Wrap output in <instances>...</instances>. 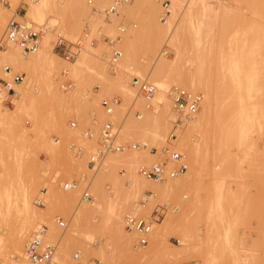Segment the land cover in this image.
Wrapping results in <instances>:
<instances>
[{"label":"rangeland","instance_id":"1","mask_svg":"<svg viewBox=\"0 0 264 264\" xmlns=\"http://www.w3.org/2000/svg\"><path fill=\"white\" fill-rule=\"evenodd\" d=\"M28 1L29 0H16L13 5L12 0H8L9 5L0 4V7H3V9L10 7L12 4V12L16 10L20 15H22L21 17H12L13 13H11L10 16L6 18L4 26L1 29L2 31H0V37L3 35L5 26L11 18L19 21L28 19V21H31L36 27L44 25L46 29L43 32L39 48L42 47L41 45L44 43L43 40L49 36L51 51L60 57L59 63L55 68L56 71L54 70L53 73L56 88L62 93H78L76 94V100L69 101L64 104H58L54 96L46 88H41L36 77L31 80L25 75L23 78V87L29 90L31 93L30 95H34L39 99V106L41 107L42 113H45L47 116H50L52 113L55 116L53 123L55 122L56 126L55 124H53V126L49 123L44 125L46 138H49L51 141L47 144H43V146L42 144L40 146L38 145L34 148L35 153H32V157L30 156V163H32L33 167L35 166V176H38V179L35 177L37 181L35 180L36 185L32 190V200L34 206L41 210L35 217L33 225L22 241L20 248L21 251L23 250L28 236L32 233L37 224L40 223L45 224L48 227L46 236L47 239L58 243L55 264H73L74 261L71 259V255L77 249L81 251V259L84 261L96 258L99 260V264H105L97 254V251H90L86 255L82 252V247L87 246L89 249L99 250L100 246L105 245L103 242L104 240L112 241V243L110 241L109 243L112 244L111 246L113 248H106L108 252L111 251L113 254L112 256H116L113 257V262H110L112 264H264V0H206L207 8L205 10L202 9L198 0H170V12L165 16V18H161L163 11L161 0H154L151 3L152 5L149 4V6H144L139 12H131V14L128 13L122 15L117 13L119 16L115 15L113 21H110V24L106 21L108 18H106V20L104 19L105 24L100 23L97 18L100 14H97L98 16H94L96 14L92 13V15L94 14V17H92L90 14L80 13L75 4H73L72 0H70V6L67 0H63L61 3L68 5V8L70 7V13L68 11L67 16L72 17V19H74L77 23L73 34L67 27L63 25L61 26L60 22L52 23L49 21L51 17H55L54 14H45L43 19L33 17L28 12L29 2L32 0ZM33 1L35 2L37 0ZM56 1L59 2V0ZM84 1L86 2V0ZM94 2L95 0H93V3L89 4L90 7L94 6ZM24 11H26V14ZM189 19L195 21L194 24L199 26L197 30L198 32H192L188 24ZM151 20L155 21V23H161L162 25L170 22V29L166 33L162 30H159L161 32H156L158 31V28H155L157 25ZM111 24L114 28L108 26ZM110 28L113 29L111 30ZM85 29H88L90 36L95 38L96 41L93 44L88 42L84 43L76 58L71 60L72 62L76 61L84 50L89 53L90 58L86 63L80 65V68L82 67L81 72L84 79L79 85V81L75 73L72 69L70 71L69 67L65 65L66 60H64V58L56 52L54 44L59 34H62L63 37L69 40L75 41L82 36ZM176 30L183 33L182 35L188 43V47L190 49L188 57L195 58L194 62H185L184 67H193L194 65L203 62L204 74H209V76L211 74L212 81L214 82L218 81L216 79H219L221 74L219 66L222 63V60L228 63H232L233 61L238 62L241 66V68H239L241 69V72L245 69L244 73L245 71L247 72L246 69H249V72H251V68H254L255 73L253 72V74L251 72V75L253 74V76H250L249 72L245 74H240V71L238 72L239 76L247 74L246 76L250 79L249 81H251L250 77H255L252 78V82H254L253 84L248 81L251 83V87L248 82H245V84L243 83L242 85V81V86L240 88L241 95L243 96L242 103H244L246 107L248 106L247 111L251 109L250 105H252V110L250 111H253V108H255L253 107L254 104L256 106L254 112L250 114L252 116L254 114V116L249 118V121H253L251 123L248 122L252 126L251 128L250 126L248 127L249 132H246L245 137L242 135V137L240 136L241 140L244 138L240 144L239 138L236 137L239 131H236L233 127L231 130L233 141L224 147L221 146V149H218V134H216V136L213 134L209 135L208 152H205V145L203 146L201 143L199 144L203 150L199 155V168H197L195 174L193 175L194 179L192 183L186 189H182L178 193L168 197L152 196V198H149L147 197V195H151V192L149 191H145L147 195L137 193L135 197H132L134 199H129L126 212L124 209V211L121 212V217H123L121 221L123 222V228L121 232H118L117 228H114L116 226H113L114 219H110L113 216L107 207L108 199L113 202L115 200L114 182L111 181L110 178H101L96 176V172H98V168L101 166L106 155L109 152L117 151L106 152L102 158L97 160L93 167L89 164L90 156L101 148L99 145V138H97L98 124H101L102 121L108 119L100 106V99L102 97L111 96H118L120 98V105L116 107L119 110L117 112V116H119L118 120L114 122V126L118 131V137L121 142L125 145H130L131 143L137 141L146 140L149 142L147 138L142 136L138 137L137 134H129L131 137L122 134L121 136L120 127L122 123L127 120L126 118L131 116V114L133 118L139 119V117H136L135 115L136 110L139 111L141 117L143 116V111H150V113H156V111H159L160 104H158L159 100L157 93H159L162 88L154 80H152V77L150 76V69L152 70V66L160 58L171 59L175 56V49L172 46L170 38ZM128 32L140 33V38L138 37L132 45L127 44L126 46H123L122 37L125 36V33L128 34ZM236 32L237 35H235ZM261 34L262 36H260ZM104 36H107L109 39L114 41L112 43L106 42L103 38ZM255 36L259 39V41L261 40L262 45H260V47L262 50L260 49L261 56L259 55L260 53H258L259 56L257 55L253 58L251 55L254 53L250 54L249 52L251 51L248 50L251 49V46L250 48L248 47L249 44L253 42V40H250L251 38L258 41ZM155 43L157 44L155 45ZM149 45L152 46L150 47ZM154 47H157L156 50H152ZM114 48L119 49L121 51V55L116 65L112 66L109 61V56ZM255 53L257 54V52ZM94 56L97 58H94ZM124 61H127L129 64L128 67L123 66ZM238 63H236V65H238ZM3 64H6V62L1 63L0 65V70L2 72ZM13 70L20 71L18 69ZM62 70L66 71V77L72 82L70 89L65 90L60 86ZM1 71L0 77L8 78L10 76V74H6L4 72L1 73ZM228 74L232 79V75H230V73ZM103 75L105 76L104 78ZM108 76L111 78L110 80L112 82L109 80ZM134 77L157 86L158 90L154 97L155 101L153 100L150 106H148L145 100L137 93V90L130 85V82L132 83ZM119 79L121 80L119 81ZM240 79L243 80L242 78ZM113 80L116 82L115 84L113 83ZM166 80H172V77H168ZM100 81L102 84H100ZM117 81H119V83ZM226 81L228 85L230 83L232 85L233 83L232 80L230 81V78H226ZM103 82L106 83L104 86ZM108 83L113 84L110 85ZM124 83L125 85L131 86L135 90L136 94L142 98V100L137 102L134 99L132 100L128 98L125 95ZM121 84L123 86H120ZM246 84L249 85L250 88H247L248 86H246ZM174 85L202 93V91L198 89L174 83H171L169 88ZM168 89L166 94H168ZM78 94L80 96H78ZM229 95L231 96L227 99L228 104L233 107H238L240 102L237 94L228 93V96ZM203 101L204 96L200 107L202 106ZM14 104V101L11 105L3 103L6 108L10 109L15 106ZM152 106L153 108H150ZM200 107L198 111L200 110ZM29 113L31 114L32 112ZM172 115L173 116L164 132V140L161 142L160 146L154 147L157 148L158 152H161L163 147L172 144L177 150L181 151V153L185 156V163L188 164L190 153H192L191 145L189 144L182 147L180 145V141L182 139L181 135H185V130L189 122L178 125V128L175 130L176 139L171 140L169 139V133L171 132L173 121L175 120L173 112ZM21 119L22 124L27 129H30L33 126V119L29 114L22 115ZM209 120L212 129L217 125L215 115L213 113L210 115ZM72 121L75 122L74 126H71L70 124ZM93 121L95 122L93 123ZM112 121H114V118ZM57 124H59V126H57ZM88 128L95 131V138L94 136L92 137V140L96 139L95 141L97 144L95 149L88 147L87 142L91 140V138L89 139V137L84 135V131ZM190 132V141H193V144H196L197 141L200 142V137L198 136L201 134L199 135L196 130ZM14 143L15 145L13 147V151H11L13 149L10 146L11 142H5L3 144L0 158V183L1 181H4L5 183L8 180V185H13L12 187L16 188L19 183V177L22 176L27 178L30 172H28L29 169H27L25 164L18 165L20 162V153L18 151L19 145L17 140H15ZM71 144H74V146ZM150 144L148 143L146 147L148 150L152 147ZM76 147H79L80 151L77 152ZM51 149H53V153L58 151L56 153L59 157L58 163H56L54 159L50 158V154L48 152H51ZM143 149L145 148H132L131 146H128L123 151H142ZM34 156L36 157L34 158ZM153 157L154 155L152 154L148 162H150ZM81 162H83L87 168H84ZM141 163L137 166L139 167ZM171 165L172 164H170V166ZM115 170L121 181L123 179V187L128 185L126 179L128 177V171L126 166L118 164L115 166ZM17 174L20 176L17 177ZM14 177L17 180H14ZM52 180L55 182H52ZM73 180L76 182L75 186H71L68 189L63 188L62 182H71ZM97 180L100 181L97 182ZM11 182L13 183L11 184ZM14 182L16 183V186L14 185ZM3 184L1 183L2 186ZM4 185H7V182ZM42 187L45 188L44 194H41L43 196L44 204L37 205L34 203L35 197L40 194ZM75 188L79 190L77 193L78 197L76 196L75 200H70V198L56 201L50 200V192L52 191L68 192ZM91 188H94L99 193ZM85 191L89 192L91 196L85 198L83 196ZM116 200L114 202L115 207L116 204L117 206L120 205V201L118 199ZM162 204L168 206L167 211L160 218V220L152 223L145 245L138 246V234L133 230L126 229L125 216L127 214H133L148 217L155 206ZM132 205H135V208H133ZM174 206L177 208H174ZM117 208H114L113 212L118 211ZM11 210H13V208ZM80 212L87 218L92 215L91 220L89 219V223L94 221L93 224H95L100 223L101 221L107 228H103V224L100 223V229L102 230L92 231L93 236L90 235L91 237H89V234L86 233L85 235L88 236L87 238L84 233H82L78 235L75 240L73 238L69 239L70 237H67V232L68 229L70 232L72 217L78 213L81 214ZM10 214V219H7H9V222L14 220L13 222L11 221L12 225H10L15 226V223L18 224V222H16V220L18 221L16 211L14 214L11 212ZM106 214L108 216H106ZM169 216L173 218L178 217L179 219L165 227V242L156 243L154 240L150 242L149 236L153 235L152 237L154 238L158 234V230L162 227H160V223H162ZM57 217H61L64 221H66L67 227L65 229L58 226L56 222ZM107 220L110 221V224L108 223L110 226H108L105 222ZM10 225L5 223L4 225L2 224L1 227L8 228ZM13 227H11V230L10 227L7 230L12 231L15 228ZM129 232H132L133 235V240L131 241L132 244H130L131 250H128L124 246L123 242H121V234L126 236ZM228 233V238H230L228 239L229 241L226 239V236H228L226 234ZM182 234L187 235V240L190 236L188 245L182 253L178 254L176 257H172L171 253L174 249L173 245L182 246V240L184 239L182 238ZM70 240H74L76 245L72 244L73 242ZM76 240L78 242H76ZM152 245H155L157 248L154 246V249ZM158 246H160V248ZM152 249L154 251H150ZM66 250H68L67 259L63 258L64 255H62V252L64 253ZM17 251L18 250L16 248L8 245L1 249L0 263L6 264L11 262V254L16 255L18 254ZM135 251H147L150 254H147L148 256L145 255L143 258H138L135 255Z\"/></svg>","mask_w":264,"mask_h":264},{"label":"bare ground","instance_id":"2","mask_svg":"<svg viewBox=\"0 0 264 264\" xmlns=\"http://www.w3.org/2000/svg\"><path fill=\"white\" fill-rule=\"evenodd\" d=\"M15 1L16 0H12L13 5H14ZM67 1H68L69 6H70V0H67ZM152 1H154V0H133L132 2H129L127 4H123L119 8L118 14L122 15V14H128V13L131 14V12H134V13L139 12V11H141V9L144 6H149V4L152 5L151 4ZM198 1L200 2L202 9L205 10L207 8L206 0H198ZM61 2H63V0L62 1L59 0V2L56 0H37L34 2L32 0L29 2L28 12L33 17H35V18L38 17L40 19H43L45 14H54L55 17L50 16L51 18L49 19V21L52 23L53 22L54 23L60 22L61 26L63 25L65 27H67L68 30L73 34L75 29H76L77 23L74 21V19H72V17L67 16V12L69 11V13H70V7L68 8V5H66L65 3L62 4ZM72 2H73V4H75V6L77 7V9L79 10L80 13L90 14L92 17L98 16L100 14L99 17H97L98 21L100 23L105 24L104 19L106 20V17L102 13H100L99 11L94 10L93 6L90 7V5L88 3H86L84 0H72ZM107 4H108V0H95V2H94V6H96V8H100V9H102V7L104 8ZM11 5H10V7H7L5 9H3V7L2 8L0 7V31H2L1 29L4 26L6 18L8 16H10L11 13H13L12 17H21L22 16L16 10L12 12ZM209 6H211V5H209ZM24 12L26 14V11H24ZM92 13H95L96 15L93 14L94 15L93 16ZM189 13H190V11H189ZM115 15H117V14L112 15L110 18H108V20H106L108 22V24H110V21H113ZM117 16H119V15H117ZM156 19H157V17H156ZM27 21H28V19H27ZM151 21H153V20H151ZM107 22H106V24H107ZM194 22L195 21H193L192 19H189V21H188L189 27L192 30V32H194V31L198 32L197 30H198L199 26L198 25L196 26L194 24ZM153 23H155V21H153ZM155 24L157 25V27L155 26V28H158V31H156V32H161L159 30H162L163 32L166 33L170 29V22L166 23V24L164 23V25H162L161 23H157V22ZM108 26L113 27L112 24L108 25ZM113 28H110V29L112 30ZM121 29H122V27H121ZM155 30H157V29H155ZM130 32H128V34L125 33V36L122 37L123 38V41H122L123 46H126L127 44L132 45L138 37L140 38V36H139L140 33L138 34L137 32H132V33H130ZM237 32H238V30H237ZM237 32L235 33V35H237ZM157 34H160V33H157ZM182 34L183 33L178 32L176 30L172 34V37L170 38V40L172 42V46L175 49V56L171 59H169V58H166V59L160 58L159 59L158 58L159 60H157L154 63V65L152 66L153 67L152 70L150 69V72H151L150 76L152 77V80H154L162 88V90H160V92L157 93L158 94L157 97H158V100L160 102L159 103L158 101H156V102H158V104H160L159 111L157 112L155 110L156 113H154V112L150 113V111L149 112L143 111V116L141 118L139 117V119L133 118L132 114H131V116H128L126 118L127 120L124 123H122V125L120 127V135L122 134V135L131 137V135H129V134H137L138 137L142 136V137H145L148 139L149 142H147L145 140L147 142V145H148V143L149 144L151 143L150 145H152V146H160L161 142L164 140V132H165V130H166V128L170 122V119L173 116L172 115V107H170L171 101H170L168 94H166L167 89L169 88L171 83H174L177 85H182V86L183 85L189 86L193 89H198V90L202 91V93H203L202 95L204 96V101L202 103V106L200 107V110L195 114V116L185 122V123L189 122V124H188V126L185 125V126H187V128L185 130V135H181L182 139L180 141V145L182 147H185L186 145H189V144L191 145V152L192 153H190L189 163L187 164L186 172H184L183 174L178 175L174 178H167V179L162 180V181H155V180H151V179H148V178L141 176L137 170V167H138L137 165L139 163L148 162L150 157L152 156V153L148 150V148H145L142 151L141 150L140 151L139 150H125V151L109 152L106 155V157L104 158V160L102 161L101 166L98 168L99 170H98V172H96V174H97L96 176L101 177V178H110L111 181L114 182V184H113L115 187L114 197H115V200L118 199L120 201V205L118 204L119 206H117V204H116V207H115V203H114L115 200L113 202L112 200H109L107 198L108 199V206L107 207L109 208V210L111 211V214L113 216L112 218H110V217L109 218L111 220L114 219V221H113L114 225L113 226H116L114 228H117L118 232H121L122 228H123V222H121L123 217H121L122 216L121 212L124 210L126 212V207H127V204L129 203L128 202L129 199L130 200L134 199L132 197H135V195L137 193H142V194L147 195L145 193V191H149V192H151L150 193L151 195H147V197H149V198H152V196H165V197L167 196L168 197L170 195H174V194L178 193L182 189L183 190L186 189L192 183V181L194 179L193 175L195 174L197 168H199L198 167L199 155L202 153V150H203L199 144L201 143V145H203V146L205 145L204 146L205 152H208L209 151V148H208V145H209L208 144V137H209V135L213 134L214 136H216V134H218L217 135L218 136L217 139L219 140L218 149H221V146L224 147L228 143L233 141L232 140V134H231L232 133L231 130L233 129V127L235 128L236 131H239V133L237 132L238 134L236 137L239 138V140H240L239 144H240V142H242L244 140V138H242V140H241V137L242 136L245 137L246 132H249L248 127L250 126V128H251V126H252L249 123H251L253 120L249 121L250 120L249 118H252L254 116V114H253V116L250 114L254 112V109L256 108V106L254 104L253 107H255V108H253V111H250V110H252V105H250V107H251V109L249 108L250 112L247 111L248 106L246 107V105L244 103H242L243 96L241 95V92H240V88L243 85V83L245 84V82L247 83L250 80L248 78V76H246L247 74L244 75L245 79H244L243 75H240V76L238 75L239 71H240L239 72L240 74H243L245 69L241 72V69H239V68H241V66L238 62L233 61L234 63L235 62L238 63L239 66L236 65V63L234 64L232 62L233 63L232 64V63H228V62H225L222 60V63L220 65L221 67L219 66V70H221V74L219 76V79H216L218 81L214 82V81H212V75L211 74H210V76H209V74L208 75L206 73L204 74L203 62H200L199 64H196V65H194L195 64L194 63L193 67H189V66L187 68L184 67L185 62H194L195 58H189L188 57V54L190 53V49L188 47V43L185 41ZM260 36H262V34ZM250 40H253V42L251 43L252 45L249 44V47H248V48H250V46H251V49H248V48L247 49L249 51H251V52H249L250 54L254 53L251 56H253V58H254V56L258 55V53H260L259 55L261 56V51H260V49L262 50V48L260 47V45H262L261 40L259 41V39L257 37H256V40H258V41H255V39H253V38H251ZM43 41H44V43L42 42L43 43V45H41L42 47H40L36 52L31 53L30 55H24L21 52L20 48L14 44L8 45L7 47H5V49H0V65H1V63L6 62V64H9L13 69H18L20 71H23L25 73V75L28 78H30L31 80H32V78L36 77L40 83L41 88L42 87L46 88L54 96V98L58 104H64V103H68L69 101L76 100L77 99L76 94L78 92H73V93H64L63 92L62 93L60 90H58L56 88V84H55V80H54L55 78H54L53 73H54V70H55L57 64L59 63L60 57L51 51L50 43H49L50 42L49 36L46 37L45 40H43ZM258 42H260V43H258ZM262 42H263V40H262ZM156 44L157 43H155V45ZM253 47H254V49H253ZM156 48L157 47H154V48H152V50H156ZM255 52H257V54ZM89 58H90L89 53L84 50V51H82L81 55L76 59V61H74V62L66 61L65 65L69 67L70 71L72 69V71L75 73V75L79 81V85L84 79L83 78L84 76L82 77V72H81L82 67L80 68V65L83 63H86ZM94 58H97V57L94 56ZM232 60H234V59H232ZM96 61H97V59H96ZM127 61L123 62L124 67L129 66ZM202 61H204V60H202ZM188 65H189V63H188ZM246 70H247V72L250 71L249 69H246ZM3 72L1 71V73H3ZM247 72L245 71V73H247ZM251 72L252 73L254 72V68H251ZM251 72H249V75L253 76V74L255 72L252 75H251ZM228 73H230V75H232V79H231V77H229ZM227 74H228V76H227ZM105 76L107 77L106 74H105ZM105 76L103 75V78ZM241 76H243V77H241ZM168 77L169 78L172 77V80H169V81L166 80ZM108 78H109V76H108ZM226 78H230V81L232 80V82H233L232 85H231L230 81H229L230 84L228 85ZM240 78H242L243 80H241ZM250 78H251V81H249V82H251L253 84L254 82H252V78H255V77H250ZM110 79L111 78H109V80ZM27 80H29V79H27ZM116 80H117V78H116ZM120 80L121 79H119V81ZM119 81H117V82L119 83ZM253 81H254V79H253ZM25 82H28V81H25ZM74 82H75V80H74ZM241 82H242V85H241ZM249 82H248V84H250V87H251V83H249ZM113 83L115 84L116 82L113 80ZM100 84H102L101 81H100ZM104 84H106V83L103 82V86H104ZM108 84H110V83H108ZM112 84H110V85H112ZM122 84L120 86H123ZM124 85H125V83H124ZM130 85L136 89V86H134L131 82H130ZM131 86H128V85L124 86L125 95L128 98H130L132 100L134 99L135 101L139 102V100H142V98H140V96L138 94H136L135 90ZM246 86H248L247 88H250L249 85L246 84ZM17 88L19 91V97L16 100H13L15 102V104H14L15 106H13V108H11V109L6 108L3 105V103L0 101V158H1V152H2V148H3V144L5 142H11L10 146L13 148L15 145L14 141L17 140L18 145H19L18 151L20 153V162L18 163V165L19 164H25L27 166V169H29L28 172H30V173L27 176V178L22 177V176L17 174L18 175L17 177H19V176L20 177H19L18 186L16 188L12 187L13 185L12 186L8 185V180L6 181L7 185H4L6 183V182L4 183V181L3 182L1 181L2 184L4 183L3 186L0 183V227L2 224L4 225L5 223L10 225L11 221L12 222L14 221V220H11L9 222V219L11 217V216H9L10 212L12 214H14V212L16 211V215L18 216V221L16 220V222H18V224L15 223V226L13 225L15 228L13 226H11L12 224L9 226L10 230H11V227L14 228L12 231L7 230V229H9V227L6 228L7 225L4 228L3 227L0 228V250L3 249L4 247H6L7 245L13 246L14 248H16L18 250L17 253L19 255H22L23 250H24V247H23L22 251L20 249L22 241H23L24 237L26 236V234L29 232L31 226L33 225V221L35 220V217L40 213V210H41V209L34 206L33 200H32V190L36 185V181H37L36 179H38L37 178L38 176L37 177L35 176V174H36V172H34L35 166L33 167L32 163H30V160H31L30 156L33 155L32 153H35L34 148H36L38 145L40 146L42 144V146H43V144H47L48 142L51 141V140H49V138L48 139L46 138L44 125H46L48 123L52 124V125L55 124V122L53 123L55 116L52 113L50 114V116H47L45 113H42L41 107L39 106L40 105L39 99L36 98L34 95H30L31 93L29 92V90H27L23 87L22 82L18 84ZM120 88H122V87H120ZM228 93L237 94L238 100L240 102L238 107H233V106L228 104L227 99L231 96V95L228 96ZM78 96H80V95L78 94ZM78 100H79V98H78ZM150 108H153V106ZM151 110H153V109H151ZM118 111L119 110L116 108L114 110V113L110 117V119L112 118V120L114 118L113 122L118 120V116H119V115L117 116ZM29 112H32V113L30 114ZM248 112H249V114H248L249 117L247 115ZM212 113L215 115V119H216L215 121H216L217 125L211 129L209 117ZM25 114H29L33 119V126L30 129H27L22 124L21 118H22V115H25ZM106 117L109 118L108 116H106ZM55 126H56V124H55ZM57 126H59V124H57ZM193 130H196L199 135L201 134L200 136H198V137H200L199 138L200 142L196 140L198 137L195 139L197 141V143L199 142L198 144L196 142H194L196 144H193L192 143L193 141L191 142L189 139V135L191 133L190 131H193ZM238 135H239V137H238ZM94 138H95V136H94ZM95 140H92V138H91V140H89L88 142L86 141L89 148H91V149L96 148L95 146L97 143ZM234 145H235V143H234ZM54 146H58V145H54ZM48 147H49V144H48ZM229 147H228V150H229ZM13 150H14V148L11 151H13ZM51 150H52L51 152H48L50 154L49 155L50 158L54 159L55 162L58 163L59 157L56 154L58 151L53 153V149H51ZM54 151H56V150H54ZM35 157L36 156H34V158ZM81 164H83L84 168H87V166L83 162H81ZM118 164L125 165L126 169L128 171V177L126 178L128 185H126L125 187H123L124 185L122 184L123 179L121 181L118 173L115 170V166H117ZM20 166H22V165H20ZM22 175H23V173H22ZM15 177H16V175H15ZM15 177L13 178L14 180L16 179ZM35 177H36V179H35ZM98 181H100V180H97V182ZM52 182H55V181L52 180ZM12 183L13 182H11V184ZM16 183H17V181H16ZM16 183L14 182L15 186H16ZM73 186H75V184ZM91 189H94V188H91ZM78 191L79 190H77V188L72 189L68 192H66V191L65 192H61V191L60 192H57V191L53 192L52 191V192H50V200L56 201V200H60V199L64 200L66 198H70V200H75L76 196L78 197V195H77ZM96 192H98V191H96ZM93 194L95 195L94 192H93ZM101 194H103V193H101ZM95 197H96V195H95ZM104 197H106V196H104ZM98 199H99V196H98ZM112 199H113V197H112ZM119 207H120V209H119ZM132 207L135 208V205H132ZM12 208H13V210H11ZM114 208H117L118 211L113 212ZM14 209H15V211H14ZM17 216H16V218H17ZM91 216L87 218L86 216L82 215V213L81 214L78 213L76 215H73L72 226L70 227V232L68 229L67 237L68 238L70 237L69 239L73 238L75 240V238L82 233H84V235L86 233H88L89 237H91L90 235L93 236L92 231L102 230V229H100V227H101L100 223H102L101 221H100V223H95V224H93L94 221H92V223L91 222L89 223V221L91 220ZM106 216H108V215L106 214ZM7 218H9V219H7ZM106 219H108V218H106ZM177 219H179V218L178 217L173 218L170 216L167 217L162 223H160V227L161 226L162 227L158 230V234L154 238L152 237L153 235L152 236L150 235L149 241L152 242L154 240V242H156V243L165 242L164 241V239H165L164 238L165 227L169 226L170 224L175 222ZM107 221H109V220H107ZM107 221H105L107 223V225H108V223L110 224V221L109 222H107ZM180 225H181V223H180ZM108 226H110V225H108ZM102 227L104 228L106 226H104V224H103ZM227 229H228V227H227ZM50 232H52V231H50ZM89 232H91V233H89ZM102 233H103V231H102ZM109 233H111V232H109ZM31 234L29 236H31ZM109 235H111V234H109ZM189 235H190V233H189ZM226 235H228V236H226V239L227 240L230 239V238H228L229 233ZM121 236H122L121 242H123L124 246L128 250H131L130 244H132L131 241L133 240L132 232L131 233L129 232L128 234H126V236L121 234ZM182 236H183L182 238H184L182 240V242H183L182 246L173 245L174 249L171 253L172 257L178 256V254L182 253L188 245V240H189L190 236L188 237V240H187L186 234H182ZM86 237L88 238V236H86ZM112 237H113V234H112ZM110 238H111V236H110ZM74 240L73 241L70 240V241L73 242L72 244L76 245ZM109 241L110 240H104L103 242L105 245L100 246L99 250L89 249L88 246L82 247V252L84 255H86L90 251H93V252L97 251V254L99 255V257L103 260V262L105 264H112L110 262H113L112 261L113 257H116V256H112L113 254L111 253V251L108 252L106 250V248L112 247L111 246L112 241H110L111 243H109ZM76 242H78V241L76 240ZM24 246H25V244H24ZM150 247H151V244H150ZM155 247H154V249H155ZM158 247L160 248V246H158ZM150 251H154V250L152 249ZM115 252H114V254H115ZM147 254L149 255L150 253L147 251L146 252L145 251L144 252L137 251L135 255L138 258H143ZM62 255H64L63 258L67 259L68 250H66V252L64 251V253L62 252ZM67 261H69V260H67ZM19 264H30V263L27 262L25 259H23L20 261Z\"/></svg>","mask_w":264,"mask_h":264},{"label":"built area","instance_id":"3","mask_svg":"<svg viewBox=\"0 0 264 264\" xmlns=\"http://www.w3.org/2000/svg\"><path fill=\"white\" fill-rule=\"evenodd\" d=\"M133 0H108V4L98 9L93 6V9L102 13L106 18H110L112 15L117 14L119 8L123 4L132 2ZM88 4L93 3V0H86ZM163 11L162 17L170 12V0H161ZM1 5H9L8 0H0ZM45 27H36L31 21L23 20L19 21L11 18L4 29L3 35L0 37V48H5L10 44L18 46L23 54L34 53L38 50L40 41L45 31ZM106 42L112 43L114 40L109 39L107 36L103 37ZM95 38L90 36L88 29H85L82 36L75 41L69 40L62 35H58L54 44V48L58 54H60L64 60L71 61L76 58L81 47L84 43L88 42L93 44ZM121 51L114 48L109 56V61L112 66H115ZM2 70L10 74L8 78L0 77V101L6 105H11L18 95V84L23 81L25 76L24 72L14 71L9 64H3ZM66 71L62 70L61 73V88L67 90L70 89L72 82L66 77ZM132 84L136 86L137 93L145 100L148 106L151 105L155 94L157 93V86L149 83L145 80H139L137 77L133 78ZM168 96L171 101L172 112L175 116L171 132L169 133V139H176L175 130L178 125L185 123L189 119L193 118L198 112L200 104L203 99V95L200 92L186 89L181 86H171L168 90ZM120 104V98L118 96L102 97L100 99V106L103 113L109 118L98 124L97 134L99 138V145L101 148L90 156L89 164L93 167L97 160L108 151H123L126 147L131 146L132 148H146V141L133 142L130 145H125L119 140L118 131L114 126V122L110 117L114 113L116 106ZM136 117H141L138 110L135 111ZM95 121H93L94 123ZM71 126L75 125V122H70ZM95 134L93 129H86L84 135L92 138ZM74 146V144H71ZM76 151H80L79 147H76ZM149 151L154 155L153 159L147 163H141L138 167V172L141 176L155 180L162 181L167 178H174L180 174H183L187 169L185 163V156L181 151L177 150L174 145L170 144L162 148L161 152H158L157 148L152 146ZM170 164H172L170 166ZM76 184L73 181H64L62 186L64 189H68ZM45 188H41L39 195L35 197V203L37 205H43V196ZM85 198L90 197L89 192L83 193ZM174 208H177L174 206ZM168 206L165 204L155 206L148 217L140 215L127 214L125 216V227L126 229L137 232L138 246H143L147 242V235L151 230L153 222L160 220V218L167 211ZM58 226L62 229L67 227L66 221L61 217L56 218ZM48 227L45 224H38L33 230L31 236H29L25 242L24 250L22 255H12V261L6 264H19L21 260L25 259L30 264H55V256L58 250V243L52 242L47 239ZM81 252L79 249L75 250L71 259L74 261L73 264H99V260L96 258L84 261L81 259ZM1 264V263H0Z\"/></svg>","mask_w":264,"mask_h":264}]
</instances>
